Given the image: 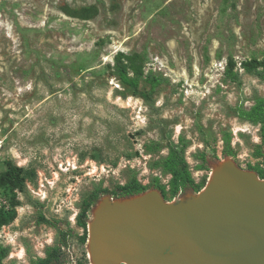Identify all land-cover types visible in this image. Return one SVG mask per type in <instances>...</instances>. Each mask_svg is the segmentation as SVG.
<instances>
[{
  "label": "rangeland",
  "instance_id": "1",
  "mask_svg": "<svg viewBox=\"0 0 264 264\" xmlns=\"http://www.w3.org/2000/svg\"><path fill=\"white\" fill-rule=\"evenodd\" d=\"M119 54L130 76L142 73L141 90L160 79L151 100L113 76ZM253 60L264 61V0H0V173L6 161L35 171L0 228L4 264L44 258L60 230L62 264H93L89 223L108 197L90 211L86 241L82 200L133 176L157 179L165 193H145L164 202L184 199L161 167L171 145L194 183L205 180L198 194L227 162L264 181L260 126L237 114L264 96L242 68ZM227 137L235 157L223 155Z\"/></svg>",
  "mask_w": 264,
  "mask_h": 264
},
{
  "label": "water",
  "instance_id": "2",
  "mask_svg": "<svg viewBox=\"0 0 264 264\" xmlns=\"http://www.w3.org/2000/svg\"><path fill=\"white\" fill-rule=\"evenodd\" d=\"M89 234L93 264H264V181L227 162L178 202L105 198Z\"/></svg>",
  "mask_w": 264,
  "mask_h": 264
},
{
  "label": "trees",
  "instance_id": "3",
  "mask_svg": "<svg viewBox=\"0 0 264 264\" xmlns=\"http://www.w3.org/2000/svg\"><path fill=\"white\" fill-rule=\"evenodd\" d=\"M122 54L115 58L113 67V76L116 78L122 88L128 91L133 96H138L145 101L151 100L152 92L160 85V79L154 75L145 77L144 82L150 85V90L145 91L140 89V81L142 80V73L139 70H134V75L130 76V67L122 60ZM242 68L249 74H253L258 79L264 81V61H250L242 64ZM228 76L236 79L237 75L232 73V68L227 71ZM238 117L250 124L259 125L262 139V146H264V96L256 98L253 106L249 110L238 109ZM183 150L177 145H171L168 148L167 155L161 162V167L171 175L169 181L171 195L174 196L178 192L184 195V199L197 195L200 188L205 185V180L200 185L194 183L191 174L188 170ZM223 155L225 157H235V153L230 145V138L227 137L224 141ZM35 177V171L26 170L23 167L17 166L12 161H6L5 171L0 173V191L5 195L10 203V209L0 210V228L8 225L15 219V211L13 208L16 203L12 196L17 192L22 193L26 190L27 181ZM150 187V188H149ZM149 187L142 186L136 177H131L124 185H116L110 190L95 189L87 197H85L79 207V212L76 217V224L84 230L83 239L87 240V225L90 211L97 205L102 196L108 197L110 200L123 201L138 197L149 189H159L162 194L165 193V188L159 185L155 179ZM183 199V200H184ZM40 220L50 224L43 216ZM58 244L50 247L46 251L44 258L36 259L31 264H62L63 253L62 246L66 245V233L58 231ZM8 255V248L0 246V264H4V259Z\"/></svg>",
  "mask_w": 264,
  "mask_h": 264
},
{
  "label": "built area",
  "instance_id": "4",
  "mask_svg": "<svg viewBox=\"0 0 264 264\" xmlns=\"http://www.w3.org/2000/svg\"><path fill=\"white\" fill-rule=\"evenodd\" d=\"M10 208L9 200L0 194V210H8Z\"/></svg>",
  "mask_w": 264,
  "mask_h": 264
}]
</instances>
